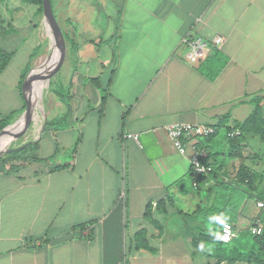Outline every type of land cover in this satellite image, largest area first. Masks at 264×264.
Segmentation results:
<instances>
[{
	"label": "crops",
	"instance_id": "1",
	"mask_svg": "<svg viewBox=\"0 0 264 264\" xmlns=\"http://www.w3.org/2000/svg\"><path fill=\"white\" fill-rule=\"evenodd\" d=\"M66 22L77 37H67L68 53L85 70L71 68L63 92L71 105L67 126L47 130L69 112L56 84L59 104L42 108L40 134L23 144L21 151L33 146L41 161L15 173L0 166V264H208L189 237L171 238L177 230L168 220L184 211L176 199L188 196L195 209L208 197L192 187L191 151L179 154L166 128L216 126L225 118L233 126L252 114V99L264 103V0H67ZM195 37L209 48L192 63L183 40ZM221 131L222 140L219 131L196 141L206 162L222 167L220 178L230 151ZM169 192L176 207L160 213L157 203ZM149 203L163 233L144 217ZM254 206L245 204L240 223L260 212ZM142 229L156 253L134 249Z\"/></svg>",
	"mask_w": 264,
	"mask_h": 264
},
{
	"label": "trees",
	"instance_id": "2",
	"mask_svg": "<svg viewBox=\"0 0 264 264\" xmlns=\"http://www.w3.org/2000/svg\"><path fill=\"white\" fill-rule=\"evenodd\" d=\"M7 1L8 0H0V5L6 4ZM22 3L27 6L35 7L39 14L43 13V0H22ZM9 26L11 31L15 30L11 23H9ZM15 54L16 51H8L0 48V74L6 70ZM115 60L116 59H114V61ZM212 73L214 74L210 75L214 78L216 72L213 71ZM24 81L19 82L18 92L25 104V110L28 106V100L24 92ZM93 81L96 82V84L99 82L98 79ZM27 90L31 100V97L33 98L32 91L30 92L29 88ZM103 93L104 96L102 97L100 109L101 113H103L107 98L106 91L103 90ZM58 94L68 106L69 112L60 120L48 122L47 130L65 128L71 117V105L70 102L67 101V96L64 93ZM252 104L254 110L243 123H235L233 126H228V120L225 118L215 126L216 133L213 136L206 138V140H210L215 137L219 131L225 130L226 138L230 146L228 157L239 159L240 163L237 166H233L232 171H229L227 176L222 178H220L219 173V170L222 167H218L215 164L208 163L213 167V171L208 175L196 176L191 171L192 187L202 191L204 195L208 197V200L206 203L197 206L195 209L179 211L177 214L171 215L168 220L177 230L176 234L171 238L177 239L180 235L189 237L194 251L198 255L206 258L208 264H236L238 262L264 264V197L260 198L257 196L259 188L264 181V175L246 165L244 162L246 158L243 156V150L248 148L246 144L248 137L257 136L264 140L263 99L255 97L252 99ZM16 113L17 111L8 114H2L0 112V136L4 135L10 128ZM232 130H239L241 133L240 136L228 138L227 134ZM78 142L73 148V154L77 151ZM21 153H23V151L0 155V166L10 173H15L31 162L41 161L34 155L22 159L20 157ZM250 157L255 159L257 155H251ZM204 162L207 163L205 159ZM59 169L60 168H56L55 170ZM194 184H196V186H194ZM212 195L215 196L214 199L211 198ZM248 201H253L257 205L258 203H263V207H259L260 212L255 217L251 218L248 227L239 228L242 211ZM167 205L176 207L175 199L171 192H169L165 200L157 203L156 210L160 213L166 214ZM153 211V204L149 203L146 207L144 217L163 233L164 229L158 221L154 219ZM214 216L228 217V219L225 220V223L233 227L237 234L236 238L229 243L217 241L214 233L218 231L221 234L223 226L218 224L213 218ZM209 224L212 225L211 229L209 228ZM257 225H260L262 228V233L260 235H255L251 232V228ZM202 242L206 246L203 252L198 250V245ZM133 245L134 249L137 251L147 250L151 253H156L149 244L148 231L146 229L140 230L135 235Z\"/></svg>",
	"mask_w": 264,
	"mask_h": 264
},
{
	"label": "rangeland",
	"instance_id": "3",
	"mask_svg": "<svg viewBox=\"0 0 264 264\" xmlns=\"http://www.w3.org/2000/svg\"><path fill=\"white\" fill-rule=\"evenodd\" d=\"M51 3L55 18L65 38V52L63 57L66 64L64 65V61L62 62L61 60L58 65L49 72V80L47 82V86L45 87V98L42 103V108L46 112L47 109L48 111L53 110V101H55L54 105L59 104V101L53 95V89L55 85H58L56 88L58 93L66 92V84H68L72 74L71 68H73L72 71H76L79 74H83L85 70V66L78 67L74 61V56L68 53V48L71 43L67 37H76V34H74V29L71 27V25H69L70 23L66 22L67 0H51ZM114 12V6H110L108 9L110 16H112ZM44 20V10L43 13L39 14L37 13V9L35 7L24 5L22 0H8L6 4L0 5V48L8 51H16L15 56L6 70L0 74V112L2 114H8L12 111H17L11 126L15 122L16 123L10 129L8 134H4L5 136H0V143H2L6 137L15 130H19L20 133H23L25 130L31 128L37 120L36 113L33 112L31 114V112L35 109L38 103V98H35V102L32 104L30 110L23 115L26 109L23 112L25 104L19 96L18 84L20 81L26 80L32 70L42 67L47 58L53 52L51 41L48 37H45L43 31ZM9 23L13 25V28L15 29L14 31H11ZM103 52L104 53L102 55L105 56L106 51ZM73 63L75 64L74 67ZM60 64L61 66L59 67ZM67 65H70L69 68ZM34 73L32 74V81L30 80L28 84V88L30 92L32 91L33 97L34 94L35 96L37 93L39 94V85L37 79L38 76L36 77V73ZM108 73L109 70H106L102 81H106ZM38 75H40V73ZM32 99L33 98L31 97V101ZM42 120L44 123V115H42ZM224 134V131H220L217 140L219 141L224 139ZM26 142L27 141L25 140H21L16 146L12 148L19 147ZM246 143L248 144L249 148L244 150L245 155L247 157H250L253 154L257 155L255 159H246V164L254 168L256 171L263 173L264 175V140L257 136H251L247 138ZM32 147L33 146H28V151H23V153L20 154V157L22 159L31 157L34 153L32 152L34 149ZM221 152H224V149H221ZM218 160L221 163L223 158L219 157ZM225 161L226 164H228L229 171H232L234 164L240 163L239 159H232L228 157L225 158ZM188 188L189 193L194 192L190 186H188ZM257 196L260 198L264 197V181L259 188ZM187 197L188 196L182 195L180 198L176 199L179 208L183 209L184 211H186L188 208H190V210L193 209V200H191L192 205H189L188 207L186 202H188L189 199H187ZM255 204V202L250 201L251 206H254ZM249 223L250 221L246 219L241 221L240 226L241 228H246L249 226ZM168 224L169 222L167 223V226ZM173 229H175V227H173ZM169 230H171V228Z\"/></svg>",
	"mask_w": 264,
	"mask_h": 264
},
{
	"label": "built area",
	"instance_id": "4",
	"mask_svg": "<svg viewBox=\"0 0 264 264\" xmlns=\"http://www.w3.org/2000/svg\"><path fill=\"white\" fill-rule=\"evenodd\" d=\"M223 39L217 37L214 39L215 45L222 44ZM183 44L187 47V60L196 63L204 59L207 55L209 43L202 38H186L183 40ZM167 135L173 143L175 149L181 155H186L190 150V164L191 171L196 176L208 175L213 171V167L208 163L204 162L206 158L205 150L201 149L196 141L206 139L213 136L216 133L215 126L212 125H193V124H174L166 128ZM239 130H232L227 134L228 138H235L240 136ZM127 139L138 141V135L129 134L126 136ZM196 186V184H194ZM122 197H125L123 193ZM258 207H263V203H258ZM229 229L223 227L221 235H228L230 237L229 242L236 238L237 234L233 227L229 225ZM251 232L255 235L262 233L260 225L251 228ZM228 242V243H229Z\"/></svg>",
	"mask_w": 264,
	"mask_h": 264
},
{
	"label": "bare ground",
	"instance_id": "5",
	"mask_svg": "<svg viewBox=\"0 0 264 264\" xmlns=\"http://www.w3.org/2000/svg\"><path fill=\"white\" fill-rule=\"evenodd\" d=\"M43 31H44L45 37H48L50 39L51 46L53 48L55 41H56V34L54 31V28L52 27V25L48 19L44 20ZM56 58H57V56L54 57L55 60H56ZM45 69H47V66L43 65L37 71H35L36 77L40 73V76L37 77L38 85H39V94L37 93L36 96L34 94V97L31 101L33 104L35 102V98L36 97L38 98V103H37L35 109L31 112V114L33 112H35L37 115V120H36L35 124L31 128L25 130L23 133H20L19 130H15V131L11 132L6 137V139L2 143H0V149L12 148V147L16 146L21 140L34 139V138L38 137V135L40 134V131L42 128V123H43V120H42V114L43 113H42L41 103L43 102V100L45 98V87L47 86V82L49 80V74L45 73ZM31 81H32V79H31ZM21 120H22V117H21ZM21 120H20V122H21Z\"/></svg>",
	"mask_w": 264,
	"mask_h": 264
},
{
	"label": "water",
	"instance_id": "6",
	"mask_svg": "<svg viewBox=\"0 0 264 264\" xmlns=\"http://www.w3.org/2000/svg\"><path fill=\"white\" fill-rule=\"evenodd\" d=\"M43 9H44L45 19H48L50 21L52 27L54 28L55 34H56V41H55V44H54V47H53V52L47 58V60L44 63V65L47 66V69H45V73L49 74V72L52 71L58 65V63L62 60V58L64 56V52H65V38H64V34H63V32H62V30H61L60 26L58 25L57 20L55 18L51 0H43ZM55 56H57L56 60L54 59ZM39 68H37L36 70H32L30 72V74L28 75L27 79L24 82V92H25V95H26L27 100H28V106L26 108V111L23 113V115L27 111H29L30 108H31L32 102H31V100L29 98L27 89H28L29 81L31 80V78H33L32 74L35 71H37ZM39 76L40 75H38V77ZM14 124L12 126H10V128L5 132V134L9 133L10 129L14 126ZM45 129H46V123H45V125L43 127V130H45ZM26 146H27V144L23 145L21 147L0 149V155H5V154L21 151L24 148H26Z\"/></svg>",
	"mask_w": 264,
	"mask_h": 264
},
{
	"label": "clouds",
	"instance_id": "7",
	"mask_svg": "<svg viewBox=\"0 0 264 264\" xmlns=\"http://www.w3.org/2000/svg\"><path fill=\"white\" fill-rule=\"evenodd\" d=\"M217 222L218 224L222 225L226 230L229 229V225L227 223H225V220L228 219V217H224V216H221V217H217V216H214L213 217ZM211 224H209V228L211 229ZM214 235L216 236V240L217 241H222L224 243H228L229 242V239L230 237L228 235H221L218 231L214 233ZM205 244L202 242L200 245H198V250L203 252L205 250ZM209 250H210V246H209Z\"/></svg>",
	"mask_w": 264,
	"mask_h": 264
}]
</instances>
